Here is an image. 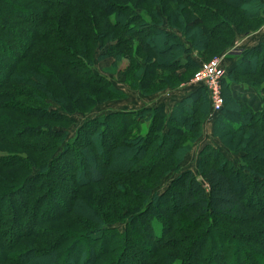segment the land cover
Listing matches in <instances>:
<instances>
[{
	"label": "trees",
	"instance_id": "1",
	"mask_svg": "<svg viewBox=\"0 0 264 264\" xmlns=\"http://www.w3.org/2000/svg\"><path fill=\"white\" fill-rule=\"evenodd\" d=\"M262 26L264 0H0V264H264V156L253 149L264 150V99L254 108L232 91L264 93V42L232 53L221 81L213 132L239 163L206 146L196 171L181 166L180 134L209 105L202 85L171 110L108 112L67 139L72 115L127 97L96 61L114 73L127 59V84L144 95L177 89L162 72L199 69L196 53ZM169 171L176 177L154 193L145 178L159 187Z\"/></svg>",
	"mask_w": 264,
	"mask_h": 264
},
{
	"label": "rangeland",
	"instance_id": "2",
	"mask_svg": "<svg viewBox=\"0 0 264 264\" xmlns=\"http://www.w3.org/2000/svg\"><path fill=\"white\" fill-rule=\"evenodd\" d=\"M1 12L4 15L8 16V14L6 13L5 10L1 9ZM18 18H19L18 20L14 19L13 22L15 21L16 23H18V25H19V23H21L23 25V23L26 22L25 19H23L21 17H18ZM235 18L240 19L241 15L237 14V17H235ZM167 25H168V21H167V19H165V21L163 22V26L167 27ZM16 26H17V24H13V28ZM11 29H12V27H11ZM241 29L246 30L247 28L242 27ZM176 31L179 32L180 35H182V37L185 41H189V40H187L186 36H184V34L180 32V30L177 29ZM242 36L243 35H240V34L236 35L234 37L232 36L230 38V40H231L230 46L231 47L225 49L224 51H222L220 53H214V51H209V52H205V53H203V52L196 53L195 56H197L199 58V60L203 61L201 63V66L204 63H207V62H209L215 58H220V57L223 58L225 56H226L225 58H231L232 53H239L240 51H242L237 46L238 39ZM161 39L163 42L165 41V38L161 37ZM161 39H160V41H161ZM24 40H27V39L24 38ZM8 43H10V40H8ZM117 51L118 50L115 51V54ZM15 55H16V57H19V53H16ZM142 56L144 59V57L146 56L145 53H142ZM105 61H107V62H105L106 64L108 63V61L111 63L112 59L109 58L108 60H105ZM95 63H96L97 70L100 73L107 75L111 79L112 83L115 86H117L119 89H121L123 91L125 90L126 92H128L127 97H123V98L112 97V98H109L103 102H100V103L94 105L91 108V110L87 113H76L75 115H72L71 118L74 120V122H73V124L69 125L68 135H67L68 140H72L75 138V136L77 135V133L80 129V126H82L86 121L100 117V116H103V115H106L109 112V110L112 108H116L118 106H128V107L132 106V107H135L136 109H138V107H141L143 105L144 106L145 105L154 106L155 103L157 102L156 97H158L160 95H166V94H168V92L174 90V88H172L171 86L166 87L163 85H157V86L154 85V86L147 88L148 94L144 95V94L140 93L139 91L132 90L129 87V85L127 84L128 77H127V74L123 71V68L128 63L127 59H125L123 61H119L117 63V66L115 68L116 70L114 73H109V72L104 71V66L100 61H96ZM226 67H228V66H226ZM224 69H227V68L224 67ZM198 70L199 69H192L189 71L182 70L179 72V74H177V76L171 74V72H169V71L166 72V70L162 73L165 76L168 75L167 76L168 78L170 76L169 81L172 82L173 87H174L175 84L182 86L186 83L187 84L192 83V80H193V78H194V76ZM165 73H167V74H165ZM180 74H184V76H185V81L183 80L184 82L181 81V83L179 81L180 79L178 76ZM241 79L242 80H248V81H256L259 84L263 85L262 80L256 76L245 75V76H242ZM192 88L193 87H191V89ZM189 89H190V87H189ZM187 90H188V87L186 88L185 91H187ZM181 91H179L178 94ZM185 91L181 92L179 95H177V98L181 97V95L183 96L184 94H186ZM232 91H233L234 95H236V96H241V97L247 98L249 103L252 104L254 108L261 107L263 104L264 93L257 92L256 89L251 88L247 85L245 86L242 83L241 84H232ZM222 96H223V93H222ZM210 101H211V99H210ZM210 101H209L208 107L204 108L205 114L203 115V117H201L200 115L192 116L190 118L189 123L185 124V128H186L188 134H184V135L180 134L181 139L183 138L181 140V143L183 145L188 144V146L185 147V149H184V157L181 160V166L183 169L191 168V169H194L196 171L197 167H198V162L200 160V153L202 152V150L206 146H211V147L216 148V149H222L223 152L227 156L231 157L234 161L239 163L240 157L239 156H236V157L232 156V153L229 152L228 150H226V148L223 146L222 141L214 135L213 126L215 123V119L218 116V112H216L214 110V106H213L212 102L210 103ZM223 105H224V96H223ZM195 119L196 120L199 119L200 123L191 125L192 121H194ZM234 120H236V118H234ZM145 130H146V128L144 125L143 126V132ZM176 135L177 134H174L173 137L175 138ZM108 141H111V139H108ZM230 146L234 148V143H230ZM236 148H238V146ZM253 149H255L258 153H260L264 156V150H262V149L258 150V149H256V147H254V145H253ZM106 165H107V163L105 162V160H101L100 155H97L96 156V166L102 170L105 168ZM176 175H177L176 173H171V171L167 172L165 174V176L163 177V179L161 180V185L159 187H158L159 184H154L155 179H156L155 177H149V178H145V179L148 181L149 184H151L153 186L154 193L160 194L163 191H165L166 188H168V186L171 184V182L176 177ZM111 176H115V174H112ZM183 184H184V181H182V182H180V184H178V188L175 191V194H177V198L180 197L179 191H181V187H183ZM99 189H101L100 186H99ZM164 201H166V200H164ZM176 205L179 206L180 203H178ZM119 210H121V207L119 208ZM158 210L161 211L162 213L164 212L161 207ZM93 215L96 217V215L94 213H93ZM123 218L124 217H120L116 220L119 222V221H122ZM116 220H112L111 222H114ZM111 222L109 221V223H111ZM89 224L92 227L96 226V224L93 222H90ZM118 227L120 228V230H124L125 224H122V223L118 224ZM227 227H232L234 229L238 228V226H234V225H232V226L228 225ZM243 229L248 230L249 228H243Z\"/></svg>",
	"mask_w": 264,
	"mask_h": 264
},
{
	"label": "crops",
	"instance_id": "3",
	"mask_svg": "<svg viewBox=\"0 0 264 264\" xmlns=\"http://www.w3.org/2000/svg\"><path fill=\"white\" fill-rule=\"evenodd\" d=\"M261 42H264V26H262V28L260 30H258L257 32L251 33L249 35H243L242 37H240L238 39L237 46L240 48V50H245V49H251V48L257 46ZM225 57H223V58L220 57L221 58V65L223 66V68L224 67L227 68L225 70L228 71L235 65L237 57L234 55H232L231 58H225ZM226 66H228V67H226ZM187 87H188V90L185 91ZM189 87H190V89H189ZM191 87H193V88L191 89ZM195 88H196V86L193 83H188V84L186 83V84L182 85L181 87L174 89L173 91L168 92V94H166V95H160V96L156 97L157 102L155 103L154 106H158V105L159 106H165L167 110H171L173 105L177 101L187 97L191 92H193L195 90ZM179 91H181V92L185 91L186 94H184L183 96L181 95V97L177 98V95H179L181 93L180 92L178 94ZM124 92H126V91L124 90ZM126 93H128V92H126ZM145 106H149V105H145ZM141 107H144V105ZM138 108H140V107H138ZM133 109H136V108L132 107V106H130V107L118 106L116 108L110 109L109 112L121 111V110H133Z\"/></svg>",
	"mask_w": 264,
	"mask_h": 264
},
{
	"label": "built area",
	"instance_id": "4",
	"mask_svg": "<svg viewBox=\"0 0 264 264\" xmlns=\"http://www.w3.org/2000/svg\"><path fill=\"white\" fill-rule=\"evenodd\" d=\"M224 75L225 69L221 65V58H215L204 63L192 80L194 85L206 87L216 112H219L223 107L221 81Z\"/></svg>",
	"mask_w": 264,
	"mask_h": 264
}]
</instances>
